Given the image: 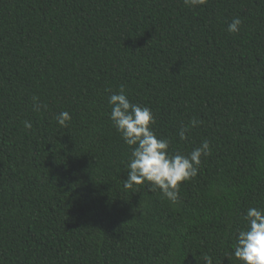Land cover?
Instances as JSON below:
<instances>
[{"label":"trees","instance_id":"obj_1","mask_svg":"<svg viewBox=\"0 0 264 264\" xmlns=\"http://www.w3.org/2000/svg\"><path fill=\"white\" fill-rule=\"evenodd\" d=\"M121 86L169 151L211 146L175 204L124 187ZM250 207L264 208V0H0V264H242Z\"/></svg>","mask_w":264,"mask_h":264},{"label":"clouds","instance_id":"obj_2","mask_svg":"<svg viewBox=\"0 0 264 264\" xmlns=\"http://www.w3.org/2000/svg\"><path fill=\"white\" fill-rule=\"evenodd\" d=\"M185 6L197 8L207 0H183ZM243 21L239 16L233 17L227 31L231 34L240 31ZM111 92V90H108ZM33 109L37 112L47 108L39 97L33 96ZM111 108L109 118L113 127L120 134L124 143L131 149L128 158L127 179L123 181L126 189L146 185L150 191L157 189L162 197L173 204L179 199V190L183 182L197 177L202 157L211 155V146L207 139L201 141L187 155L179 151H169L171 141L158 137L153 130L156 118L147 106L133 103L128 98L124 86L108 97ZM72 117L68 111L60 112L55 120L61 127H67ZM202 121L191 119L182 125L178 135L181 141L187 140L192 128L198 127ZM24 127L31 130L32 123L24 121ZM142 214V208L139 209ZM140 214V215H141ZM244 226L238 228L232 245L234 257L242 264H264V208L250 207L244 215ZM204 264H213V257L203 254Z\"/></svg>","mask_w":264,"mask_h":264}]
</instances>
